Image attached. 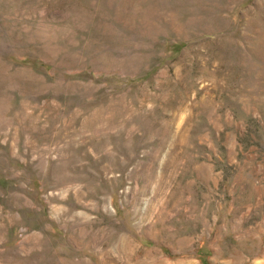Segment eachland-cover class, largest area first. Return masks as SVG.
<instances>
[{"label": "rangeland", "instance_id": "1", "mask_svg": "<svg viewBox=\"0 0 264 264\" xmlns=\"http://www.w3.org/2000/svg\"><path fill=\"white\" fill-rule=\"evenodd\" d=\"M0 264H264V0H0Z\"/></svg>", "mask_w": 264, "mask_h": 264}]
</instances>
